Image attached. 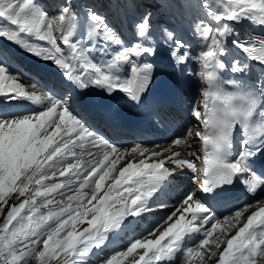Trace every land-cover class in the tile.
<instances>
[{
    "label": "snow or ice",
    "instance_id": "6c2138e0",
    "mask_svg": "<svg viewBox=\"0 0 264 264\" xmlns=\"http://www.w3.org/2000/svg\"><path fill=\"white\" fill-rule=\"evenodd\" d=\"M202 6L217 22L224 20L239 23L247 19L254 25L264 26V0H215V6L205 0ZM150 17L151 13H146L135 27L140 38L151 41ZM88 20L87 40L76 39L78 18L72 11L70 0H66L57 15H50L34 0H0V21L5 25L0 27V39L13 42L28 54L54 64L65 84L61 93L46 89L38 80L19 70L14 71L10 64L3 62L4 54L0 53V105L17 109L4 111L0 107V201L7 203V192L16 190L19 196H24L29 191V185L34 183L39 186L33 188L32 194L18 206L12 205L3 224H0V264H28L27 258L37 255L41 264H49L50 260L59 261L61 255L64 258L62 264H92L93 259L97 264H124L138 249L143 252L138 258L134 257L131 264H173L178 254L184 264H194V258L202 259V253L210 243L209 238L222 223L236 231L230 238L217 236L212 241L217 250L226 244L219 251L218 264H264V201L237 228L242 216L239 209L234 211V217H224L222 221L211 205L201 202L197 195L198 191L208 194L217 187L231 184L234 177H247L241 181L247 192L255 194L258 189H264V177L253 172L248 163L255 153L264 148V123L252 127L246 119L240 118L237 122L228 109L218 119L207 110V102L206 118H202L199 111H194L195 117L201 120L205 129L194 133L205 145L203 179L192 177V180L199 182V188L185 193L176 204L171 205L174 210L170 214L147 228L143 238L131 242L126 250L116 251L115 254L100 253L94 257L93 250L101 249L109 240V233L121 229L126 217H137L150 211L148 198L161 190L165 181H170L181 169L187 168L195 173L197 168L195 163L184 158L179 149L171 151L159 145L153 149L137 145L131 152H139L141 156L149 153V160L162 155L156 148L163 147L164 152L171 151L167 163L175 165V169L165 167V159L152 163L145 159L139 163L129 162L105 189L106 180L116 168L117 161L112 157L117 156L121 150L118 145L94 132L74 112L73 90L97 87L109 94L118 91L134 104H140L154 70V65L142 60V57L154 54L155 49L138 43L122 48L111 59H105L109 55L107 42L119 45L121 41L103 18L91 10L88 12ZM194 29L202 38L201 50L195 59L206 70L201 75L209 81L215 78L217 67H225L218 57L228 50L220 37L232 36L231 43L235 48L264 66V38L255 42L242 39L239 32L228 23L223 24L221 31L214 30L204 21H198ZM163 33L164 44L174 41L170 55L178 65L193 59L188 51H182L184 42L174 39L172 31L164 28ZM33 37L36 41L46 42V46L30 42ZM97 40L104 42L98 48ZM87 41H92L91 46H87ZM94 50L99 60L90 55ZM124 66H127L126 75L122 72ZM248 68L247 63L238 59L231 63L233 73H242ZM228 83L236 84V81L230 80ZM256 87L264 94V71ZM220 98L226 104L229 103V98L223 93H220ZM247 99L248 108L241 109L238 116L256 111V92L249 91ZM33 104H40L45 110L36 112L24 107ZM260 116L264 117V112ZM237 124L244 129L247 138L242 148L250 150L242 151L234 162L226 163L224 154L232 148L231 135ZM210 127L219 128V134L210 133ZM186 135L191 137L192 130H187ZM173 143L186 146L188 142L185 135H177ZM86 144L103 149L102 159L90 160L87 166L81 159L84 152L76 151L83 149ZM87 154L93 155L91 151ZM189 155L195 156V153ZM72 158H75V162ZM57 173L61 177L67 176L69 185L79 183L78 194L67 197L69 201L75 200L77 206L71 210L69 206L68 209L61 208L59 212L38 215L40 208L52 204L53 199L42 200L38 204L36 198L51 196L66 187L63 182L44 184V181L56 177ZM17 181H20L19 186ZM84 188L91 189L90 196L80 191ZM102 190L104 195L100 196ZM93 201L96 203L93 204ZM169 206L167 201L157 205L160 208ZM248 207L251 205H245V208ZM2 211L3 207L0 206ZM66 211L68 218L61 220L60 217ZM89 215L92 217L87 221L90 227L77 232L76 225ZM53 217L56 218V227L45 229L43 226ZM173 217H176L174 221ZM68 225H71L72 230L62 237L61 233ZM161 225L167 226L156 235ZM150 235L153 238H147ZM196 235L201 237L197 243L185 246V239H193ZM40 244L43 245V251H37L35 247ZM211 255H216V252Z\"/></svg>",
    "mask_w": 264,
    "mask_h": 264
},
{
    "label": "bare ground",
    "instance_id": "6f19581e",
    "mask_svg": "<svg viewBox=\"0 0 264 264\" xmlns=\"http://www.w3.org/2000/svg\"><path fill=\"white\" fill-rule=\"evenodd\" d=\"M201 2H205V0H201ZM207 3H210L212 4L213 6H215V0H207ZM222 9H217V11H220ZM133 11V10H132ZM211 20L214 21V27L216 29H219V30H223V24L224 23H228L230 26H232L234 29H236L239 34H240V37L242 39H245L247 40L248 38V35H250V31L252 30H259V28H261L262 26H257V25H254L252 21H249L247 19L245 20H242L241 22L239 23H236V22H233V21H224V20H221L219 22L215 21L212 17H210ZM214 28V30H215ZM218 35V33H217ZM220 39L223 41L224 43V46L225 48L228 50L225 54L223 55H220L218 57L220 63L224 64L225 67L223 68H220V70H230L231 71V63H232V58L231 57H236L238 60H240L242 63H247L249 65V68L247 71H245L246 73L248 74H254L256 73V70L258 68H263L264 69V66L260 65L259 62L257 61H252L249 57H247V54L246 53H243L241 50L235 48L232 43H231V40L233 39L232 36H225V37H220ZM6 42V43H5ZM0 43L4 44V45H7V46H10V47H13L16 51H21L20 50V47L16 44H14L13 42H8L7 40L4 41V39H0ZM186 51H188L190 53V55L193 57V59L198 63V60L195 59V57H197V51H200L198 50L197 48L195 47H192L190 49H188L187 47L185 48ZM163 53L165 54H170V51H162ZM27 53V52H26ZM28 54V53H27ZM29 57L33 60H36V61H33L32 63H35V64H39L38 61H42V62H45L44 60L40 59V58H37L35 57L34 55H30L28 54ZM175 61V60H174ZM195 62V63H196ZM194 63V64H195ZM46 64L48 65H53L55 66L54 64H52L51 62H46ZM187 64H189V62L187 63H184V64H180L178 65L175 61V65H177L178 67V70L179 72H183L182 69H185L187 68ZM191 73L192 74H196V72L200 69L199 67L201 66L200 62H199V65L197 66H194L193 65V62H192V59H191ZM33 68H36L38 69L37 66H32ZM203 69V68H202ZM53 70H57V69H53ZM232 72V71H231ZM233 73V72H232ZM244 73V72H243ZM204 81L205 79L203 80V77H198L197 79L195 77H193L192 79V84L191 86H187V95H188V98L191 99L193 101V104L196 102L198 108H202V104L205 103V100H204V95H203V91L205 89V84H204ZM197 85H199L198 89H193L194 86L197 87ZM196 97H197V100H196ZM34 105V104H33ZM31 105V106H33ZM35 105H38L40 106V108L42 107V105L40 104H35ZM30 105H25L24 107L25 108H30L31 107ZM4 110L8 107L5 106V105H2L1 106ZM14 109V108H12ZM194 111H196V109L194 108L193 109V114H194ZM199 126H202V122H199V119L195 118L194 120H192V125H191V130L193 132V135L191 137L189 136H186V140H187V145L185 146V149L181 151L182 155L184 156L185 159H188V160H191L193 163H198V156H199V149H198V146H199V141H198V137L195 136V131L196 130H200L199 129ZM149 135H152L151 133H149ZM153 136V135H152ZM159 146H163L161 144H157ZM157 145H151V146H148V145H143L141 147H149L150 149H153L155 146ZM137 145H135L136 147ZM163 147H167L169 149H171V151H175L177 149H179L178 146H175V145H171V144H168L166 146H163ZM163 147H160V148H156L155 150H158V151H161L162 152V155L160 157H155L151 160L148 159L149 157V153H145L143 156H141L139 154V152L137 153H132L131 152V149L133 148H128V149H125V150H121L117 156L114 157V159L117 161L116 163V168L114 169L112 175L110 176V178L108 180H106V185H105V189L111 184L114 182L115 178L117 177L118 175V172L119 170H121L123 167H125L127 165V163L129 162H135V163H139V161L141 159H145L147 162L149 163H152V162H157L159 159H165L166 160V163H165V167H168L169 169H175V165H172L170 163H167V157L169 155H171V151L170 152H164L163 151ZM84 149L86 150H91V152L93 153L92 156H89V160L95 156L97 153L103 151L102 148H93L90 144H86ZM130 149V153H129V156L127 159H124L123 157V153H125L126 151H128ZM189 153H195V156H192V155H189ZM128 154V153H127ZM200 168V165L197 164V169ZM190 169H187V168H184V169H181L179 172H177L176 174V177H178L180 179V185H182V189L179 193L178 196L174 197V199L172 200V205L176 204L180 199L181 197L188 192L189 190V185H190V182H189V174H188V171ZM76 188L75 187L72 191V195H75V194H78L77 191H76ZM199 192V191H198ZM197 192V195L199 196ZM89 196L91 195V193H88ZM101 194L104 195V191L102 190L101 191ZM201 202H203L202 198L199 196ZM94 202V201H93ZM73 207H71L70 209H75L76 206H77V202L74 200L73 201ZM150 211L148 212H145L144 214H147L148 216H146V219L145 221L141 219V217H126L124 222H123V225L121 226V229H118L114 232H111L109 233V240L105 242V244L109 245V244H112V242L110 240H113V241H116L118 243V245L121 246V249L124 250L123 248L130 245V241L129 240H122V239H119V233L124 230V229H128L130 226H132V224L134 223H131L132 221H136L135 223L139 224L141 226V229L140 230H136V233H135V237L136 239H141L143 237H141L142 235H144L145 231L147 228L149 227H152L153 225H155L157 223V221H159L162 217L170 214L174 209L173 207L169 206V207H166V208H154L153 206H148ZM258 207L259 206H255L253 210H249L245 213H242V218H240V222L239 224L237 225V228L239 226H242V224L246 221V218L248 215L251 214V212L255 211V210H258ZM158 210H161L162 213L160 215H157L155 214V211H158ZM177 215H179V213H177ZM176 217H173V221L175 220ZM190 219V218H189ZM223 221V220H222ZM172 221H169V223H171ZM233 222H235L233 220ZM130 225V226H129ZM167 225H161V227L157 230L156 232V235H159V232L160 231H163L164 228L166 227ZM222 227H225L226 230L229 232L227 234V238H230L232 235H235V230H232L231 228L228 227V225H226V223H222L220 228L217 230L218 233H222V235L220 234H217L216 232L213 234V236L211 238H213L214 240L216 239L217 236H224L223 233H226V231L224 229H222ZM141 237V238H140ZM147 238H153V236H148ZM226 238V239H227ZM135 239V240H136ZM210 240V241H213ZM134 242V241H133ZM104 244V245H105ZM104 245L102 246L101 249H94L93 250V253H101L99 250H103L104 249ZM226 244L224 245H221V249L217 250L214 246V248H211L210 251H214L216 252V257L218 258L219 256V251H221L223 249V247H225ZM119 249V248H118ZM116 250V251H119V250ZM143 250L142 249H138L136 253L133 254L132 257H129L127 260H125L124 264L126 263H131L133 258L134 257H137L138 258V255L139 254H142ZM95 255V254H94ZM205 257V258H204ZM94 260V259H93ZM206 260V254L205 253H202V259L201 258H198L197 261L201 262H205ZM216 261V264H218V259H213ZM95 261V260H94ZM93 261V262H94ZM212 263V261H211Z\"/></svg>",
    "mask_w": 264,
    "mask_h": 264
},
{
    "label": "rangeland",
    "instance_id": "374dc122",
    "mask_svg": "<svg viewBox=\"0 0 264 264\" xmlns=\"http://www.w3.org/2000/svg\"><path fill=\"white\" fill-rule=\"evenodd\" d=\"M152 1L153 0H151V4L150 5H152ZM175 0H164L163 2H164V4H165V6H167L168 7V10H166L164 13H166L167 15H169L170 13H171V11H172V13H175V14H173L172 15V18H171V21L172 22H175L176 20H177V22H178V24H179V26H180V30L182 31L183 30V28L182 27H184V29H193V28H190V26H194L195 25V22L197 23L198 21H202V19H203V21H204V23L205 22H208L209 21V18L207 17L208 15H207V13H208V11H207V9H205V10H202L201 8H200V6H197L202 12H203V16H202V19L200 18V17H195L194 15H192L191 13H189L186 9H184L183 8V6H182V4L180 3V2H174ZM188 1H190V2H192V3H197L198 1H201V0H188ZM91 2L92 3H95L96 1L95 0H91ZM109 2V1H108ZM136 2H138V0H136ZM173 2L176 4V6H173ZM116 3V2H115ZM139 4H140V9L137 11L138 12V15L139 16H137L138 17V19H139V21H138V23L139 22H141V20H142V18L144 17V15L146 14V13H151V16H153V15H155L156 14V16H157V12L156 11H154V10H152V9H149L147 6L149 5L148 3H144V4H141L140 2H138ZM202 4H203V2H201ZM149 5V6H150ZM106 7V8H109V4L108 5H102L101 7H99V8H101V10H102V8L103 7ZM171 7H173V8H171ZM131 9L134 11L135 10V6H131ZM155 9V8H154ZM149 11V12H148ZM157 11H158V9H157ZM207 11V12H206ZM161 14L159 15L160 17L161 16H163V12H160ZM58 14V13H57ZM104 14H105V20H107V19H109V18H111L112 19V17H113V15H114V13L112 12H110V11H108V10H105L104 11ZM159 17V20L160 19H162V18H160ZM165 19H167V18H165ZM215 28V27H214ZM216 29V28H215ZM5 41V40H4ZM6 43V42H5ZM196 48V47H195ZM237 59V58H236ZM81 150H86V149H81ZM130 151V149L128 150V151H126L125 152V157H124V159H127L128 158V156H129V152ZM128 153V154H127ZM73 162H75V161H73ZM61 176H59V174L57 173V176L56 177H54V178H52V179H49V180H46V181H44V184H46V185H51L52 183H56V179L57 178H60ZM21 179H23V177L21 178ZM90 179H91V177H90ZM63 183H65V185H66V187L64 188V189H62L63 191L62 192H60V196H61V198H59L57 201H58V205L57 204H55V203H52V204H50V205H48L47 207H42V208H40V210H39V213H38V215L39 214H44V215H47L49 212H59L60 211V209L62 208V205H65V204H68V203H70V206L71 207H73L74 205H73V201L74 200H72V201H69L68 200V196H71L72 195V191H73V189L75 188V187H77L76 188V191H77V189H78V187H79V185L78 186H75L74 184H72V185H69L68 183H67V181H62ZM19 184H20V181H17V186H19ZM105 185H106V182H105ZM36 187H39V186H37V185H35L34 183L33 184H31V185H29V191L28 192H26L25 193V195L24 196H19V194H18V191H16V190H13V191H10V192H7L6 193V195H5V200L7 201V203H4V202H2V201H0V206H2L3 207V211L2 212H0V224H3V222H4V220H5V218H6V215H7V212L10 210V207L12 206V205H17L18 206V204L19 203H21V202H23L25 199H27L31 194H32V192H31V190L33 189V188H36ZM94 187V186H93ZM105 187V186H104ZM81 192H83V193H91V189L90 188H84V189H82V190H80ZM61 193H63V195H61ZM78 193V192H77ZM58 194V191H56V192H54V193H52L51 194V196H48V197H37L36 198V200H37V203L39 204L42 200H46V199H53V202H55L56 201V195ZM75 195H77V194H75ZM75 195H73V196H75ZM99 195H101V192H100V194ZM27 206V205H26ZM27 209H28V206H27ZM27 209H26V211H27ZM68 209V208H67ZM71 210V209H70ZM247 211H249V210H247ZM246 211V212H247ZM60 219L61 220H63V218H62V216L60 217ZM90 220V219H89ZM56 223V218L55 217H53L51 220H49L47 223H46V225H44L43 227L45 228V229H49V230H51L52 228H53V225ZM85 225V224H84ZM84 225H82V224H79V225H76V231L77 232H82V231H84ZM61 236L63 237L64 236V234H63V232L61 233ZM129 246V245H128ZM128 246H126V247H124L123 249L124 250H126V248L128 247ZM36 248H37V251H43V245L42 244H40V245H37V246H35ZM95 257V256H94ZM213 259H218L217 257H216V255H214V256H211ZM205 258V257H204ZM28 259V264H41V260H40V258L38 257V255L37 256H31V257H28L27 258ZM63 255H61V257L59 258V261H57V260H50L49 261V264H62V262H63ZM211 258H210V255H209V257H208V259H206L205 260V263H207V264H211ZM214 261V260H213ZM197 262H199V261H197ZM201 262H203V261H201ZM97 263V262H96ZM93 264V263H92ZM126 264H131V263H126ZM213 264V263H212ZM214 264H216V263H214Z\"/></svg>",
    "mask_w": 264,
    "mask_h": 264
},
{
    "label": "clouds",
    "instance_id": "9594fccd",
    "mask_svg": "<svg viewBox=\"0 0 264 264\" xmlns=\"http://www.w3.org/2000/svg\"><path fill=\"white\" fill-rule=\"evenodd\" d=\"M205 82L209 85V89L204 91L203 95L205 98V102L207 104L209 101L212 102L211 107L208 109L210 113H213L216 115V117L222 118L223 114L226 109L230 110L233 114V118L237 119V122H239L240 118L246 119L247 121H250L253 111H248L247 115H239L241 112V109H247L248 108V96L249 91L243 86L236 87L234 91H227L223 89L219 84L216 82V76L212 81H209L205 78ZM220 93H223L226 97L229 98V103L226 104L223 99L220 98ZM259 103V100L257 99V105ZM220 129L217 127H210L209 132L213 135H218Z\"/></svg>",
    "mask_w": 264,
    "mask_h": 264
}]
</instances>
